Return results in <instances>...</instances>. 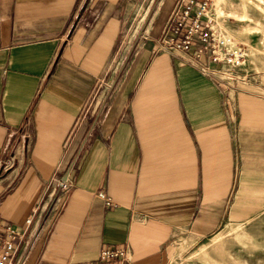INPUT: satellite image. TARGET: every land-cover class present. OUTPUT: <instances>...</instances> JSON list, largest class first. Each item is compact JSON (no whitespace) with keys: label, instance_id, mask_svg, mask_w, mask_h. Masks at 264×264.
I'll list each match as a JSON object with an SVG mask.
<instances>
[{"label":"crops","instance_id":"crops-1","mask_svg":"<svg viewBox=\"0 0 264 264\" xmlns=\"http://www.w3.org/2000/svg\"><path fill=\"white\" fill-rule=\"evenodd\" d=\"M175 4L0 0V251L5 227L23 235L10 264H93L117 245L163 264L174 238L264 206V93L157 51Z\"/></svg>","mask_w":264,"mask_h":264},{"label":"rangeland","instance_id":"rangeland-1","mask_svg":"<svg viewBox=\"0 0 264 264\" xmlns=\"http://www.w3.org/2000/svg\"><path fill=\"white\" fill-rule=\"evenodd\" d=\"M211 1L216 29L231 37L244 62L227 73L230 80H219V84L244 90L260 87L257 92L264 93V0ZM153 8L142 19L144 6L135 17L133 31L149 21ZM165 251L163 264H264V206L242 221L222 225L209 238L178 236Z\"/></svg>","mask_w":264,"mask_h":264},{"label":"built area","instance_id":"built-area-1","mask_svg":"<svg viewBox=\"0 0 264 264\" xmlns=\"http://www.w3.org/2000/svg\"><path fill=\"white\" fill-rule=\"evenodd\" d=\"M166 23L156 41L159 52L172 56H183L188 61L196 63L199 71L210 79L230 80L226 77L232 74V68L241 67L243 54L231 37L219 32L215 27V16L212 12L211 0H176V4L167 16ZM203 58L204 63H198ZM229 85V84H227ZM61 190H67L66 181H58ZM105 205L111 207V201L103 192H98ZM31 219L25 220L30 224ZM7 238L2 242L0 264H10L16 247L14 242L21 239L11 227H5ZM93 264H130L126 245L102 248Z\"/></svg>","mask_w":264,"mask_h":264},{"label":"bare ground","instance_id":"bare-ground-1","mask_svg":"<svg viewBox=\"0 0 264 264\" xmlns=\"http://www.w3.org/2000/svg\"><path fill=\"white\" fill-rule=\"evenodd\" d=\"M236 231V230H235ZM239 234V233H238Z\"/></svg>","mask_w":264,"mask_h":264}]
</instances>
